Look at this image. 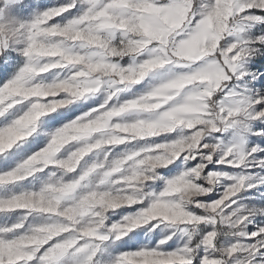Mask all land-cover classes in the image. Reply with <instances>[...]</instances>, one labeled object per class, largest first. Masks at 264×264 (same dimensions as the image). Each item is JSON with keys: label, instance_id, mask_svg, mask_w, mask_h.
<instances>
[{"label": "snow or ice", "instance_id": "snow-or-ice-1", "mask_svg": "<svg viewBox=\"0 0 264 264\" xmlns=\"http://www.w3.org/2000/svg\"><path fill=\"white\" fill-rule=\"evenodd\" d=\"M251 22L264 0H0V264H264Z\"/></svg>", "mask_w": 264, "mask_h": 264}, {"label": "rangeland", "instance_id": "rangeland-1", "mask_svg": "<svg viewBox=\"0 0 264 264\" xmlns=\"http://www.w3.org/2000/svg\"><path fill=\"white\" fill-rule=\"evenodd\" d=\"M57 2H58V0H48L49 6H51L52 4H55ZM57 19H59V18H57ZM260 34H264V25L256 23V22H251V24L246 23L244 31L240 34V39H243L246 42L244 46L249 48L250 53H253L248 59L253 60V61H257V62L264 60V45L256 43V36H258ZM198 46L199 45L194 44L189 49V53L194 55ZM125 59H127V58H125ZM248 67L250 68L251 73L257 72L256 67L252 66L251 64H249ZM161 77H162V73L157 74V79H159ZM253 83H254V81H253ZM184 87H187V85H184ZM240 87L247 89L249 94L252 91L251 89L247 88V85H242ZM139 90H140V86L138 85L132 91L136 92ZM252 198L258 199V197H255L254 195ZM141 203H143V201H141ZM245 203L248 204L249 201L246 200ZM257 206L259 207V206H264V205H257ZM122 207H125V206H122ZM126 207H133V206H126ZM116 211H119V209H117ZM261 219H264V217H261ZM6 223H11V218L0 217V224H6Z\"/></svg>", "mask_w": 264, "mask_h": 264}, {"label": "clouds", "instance_id": "clouds-1", "mask_svg": "<svg viewBox=\"0 0 264 264\" xmlns=\"http://www.w3.org/2000/svg\"><path fill=\"white\" fill-rule=\"evenodd\" d=\"M169 77L168 73H164L162 74L161 78L167 79ZM187 98H193L196 97L198 95V92L196 89H189L188 92L185 94ZM211 182V180L209 181ZM192 195H195L194 193L189 195L187 192H185L183 199L185 200L186 203H190L191 199H192ZM159 211H167L166 209L161 208ZM169 214H171L169 212Z\"/></svg>", "mask_w": 264, "mask_h": 264}]
</instances>
